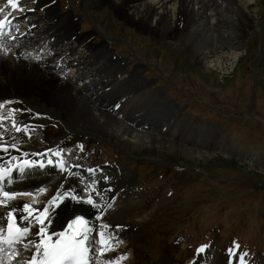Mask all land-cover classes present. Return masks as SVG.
I'll use <instances>...</instances> for the list:
<instances>
[{"label":"rangeland","instance_id":"374dc122","mask_svg":"<svg viewBox=\"0 0 264 264\" xmlns=\"http://www.w3.org/2000/svg\"><path fill=\"white\" fill-rule=\"evenodd\" d=\"M40 1L54 3L59 13L73 9L77 13L78 31L84 34L93 31L98 24L99 32L91 42H100L101 36L107 39V47L115 55L109 58L111 64L108 67L118 63L117 55L124 66L118 77L127 78L125 73L134 72L129 83L121 85L132 90L129 95H126L127 89L125 93H119L121 101L125 99L131 108L135 102H140L139 96L149 94L153 102H140L142 112L154 120L155 106L160 107L156 102L162 101L164 107L173 112L172 121L176 123L167 120L164 125L163 115L159 114L158 125L152 122L153 126L146 129L132 123L131 115L130 128L156 133L162 141L195 152L244 161L253 170H264V22L252 25L249 36L240 46L239 55L243 51L245 55L238 58L235 69L230 64L234 62L232 56L222 54L223 58L216 61L218 72L205 73L187 44L171 45L166 37L137 28L101 0ZM240 1H246L245 5L251 10L264 14V0ZM244 10L243 13L248 12ZM231 31H236L234 26ZM7 56L12 57L11 53ZM100 70L104 71L102 66ZM19 98L0 99V103H5L0 109V142H11L32 151H52L54 148L60 153L64 169L75 167L73 171L78 177L76 183L66 176L62 180L56 178L55 182L45 181V186L33 187L25 193L33 194L41 188L52 190L64 183L70 187L78 184L84 195L97 192L96 195L105 196L109 192L107 202L118 194V201L112 205L114 208L117 205V217L134 221L131 225L136 231L132 241L126 240L121 245L127 246L128 250L118 259L120 264H131L135 252L143 254L146 264H189L198 259L199 251L205 249L219 255L230 254L237 258L234 259L237 264H241V258L244 264L257 261V264H264L262 176L245 173L221 160L201 165L170 158L159 151L155 154L157 157L152 154L138 157V153H129L101 135L70 129L66 120L41 96ZM100 110L112 113L108 108L101 107ZM183 122L192 125L180 128ZM163 126L166 131L169 129L166 133L165 130L160 132ZM17 128L22 130L17 131ZM172 129L182 133L172 132ZM193 136L195 145L191 142ZM201 139L211 142L212 146L201 145ZM59 141H62L61 146L57 145ZM51 161L54 160L51 158ZM102 168L105 171H99ZM89 169L91 171H87ZM123 192L124 196L129 192L132 195L129 199H119ZM65 218L57 217L56 225L65 222ZM136 219L140 222L136 223ZM131 246L134 252L129 250Z\"/></svg>","mask_w":264,"mask_h":264},{"label":"bare ground","instance_id":"6f19581e","mask_svg":"<svg viewBox=\"0 0 264 264\" xmlns=\"http://www.w3.org/2000/svg\"><path fill=\"white\" fill-rule=\"evenodd\" d=\"M16 1L17 0H15V2ZM101 1L114 9L113 11H115L119 17L124 18L126 22L134 24V26L139 29L150 31L152 32V34L166 37L167 39H169L167 40L169 44H187L195 54V60L197 64L203 65L202 67L205 73L210 72L211 70H215L216 72H218L217 69L219 68V66L218 64H216V61L218 59H222L225 54L232 56L234 62H231L230 64L235 69L238 58H240L242 55H245L244 51L241 56L239 55L240 49L242 48L240 46L243 43L244 39H246V36H249L252 25L257 24L259 21L261 23L264 22V14L261 11L251 10L250 7L245 5L246 1L241 2L240 0H238V2H236V0ZM10 7L12 9V6L8 5V0H0V10H2L0 11V20L7 21L15 16L14 13L10 10ZM244 9H247L248 12L243 13V11L245 12ZM232 13H235L236 16H233ZM76 14L74 13L73 9H69L64 13H59L55 4L52 5L50 1H40L34 11H21L16 16L17 19L20 18L21 20H24L30 15L36 17L31 19L29 27L21 30L14 25H10L9 32L13 33V35L10 37L6 35L3 38H0V45H2L5 50L7 43H9V40L16 41L22 37L30 36L33 33V28L38 24V22H41V26L37 30L39 34H36V37L41 38L43 36L45 39H49L50 36H55L57 38L63 37V39L66 40L65 43L69 46H63L65 47V50L69 51V53H72L73 49H76L81 53L80 56L78 55L76 57V59H78V61L76 62L82 63L86 67V73L82 79L84 81L82 84V88H80L78 84L71 79H60L56 75L50 73L48 71L49 68L45 67L44 62L20 60L19 57L22 52V47H20L21 44H15L17 45V47L15 48V52L12 57H8L5 51L3 52V54H0V99H7L9 97H20L24 99V97L30 95H36L37 97L41 96L47 102V105H50L52 109L56 111V113H58L63 119L66 120L70 129H78L80 131L86 130L91 133L101 135L100 137H103L104 139L110 141H114L122 149L128 151L129 153H132L133 151L134 154L138 153V157L144 156L145 158V156L151 154L152 157H157L155 154H157V152L159 151L163 155H167L170 158H178L180 160L191 163L195 161L197 164L201 165L208 162L221 160V163H230V165L241 169L245 173H252L256 176L260 175L264 178V173L262 172L264 170H253L248 166L249 164L244 161H230L226 158L212 156L210 155V153L199 151L195 152L181 146L173 145L169 142H165L159 139L158 136H156V133L153 134L132 129L130 128L131 126H127L123 122L117 120L108 112L106 113L105 111L100 110L94 104V99H99V97H101L103 94H106L108 91L116 90L125 82L129 83V77L134 72L132 73L131 71H129L128 73H125L128 75L127 78H123V76L119 78L118 73L122 72L124 67L121 64V62L123 61L122 58L116 55L118 63L113 64L111 68L108 67V64H111L109 58L112 56L114 57L115 55L108 50L106 46V40H102V36L100 42H91L90 40V37L92 35L99 32L98 24L92 32L84 35L79 32V34L77 32L78 30L76 29ZM233 26L236 29L234 33L231 31ZM60 42L61 40L56 39L54 40V43L48 42V45L43 52L47 53L48 55L51 52H56L57 54L61 53L63 50L61 48L62 45ZM59 45L60 47L58 48ZM58 49H60V51H58ZM217 52L220 53L217 54ZM27 55L30 56L31 53H28ZM32 57L33 55H31L30 58ZM87 60H93V64H91V66H87ZM209 62L211 63L209 64L210 66L208 65ZM100 66L103 67L104 71L100 70ZM221 78L222 82H224V75ZM210 80L214 79L211 78ZM98 81L100 82L102 89L100 87V89L97 90L98 93H93L92 95H90L91 86L93 87V84ZM105 83L106 85L103 86V84ZM87 85H89L90 91H86V89L84 88ZM109 86L110 89L107 91ZM123 87L127 89L126 95H129V93L132 92L131 88H129L127 85H124ZM148 95L149 94H146L145 96H139V101L142 102L143 100H145L146 102H153L152 96ZM156 103H158V105L160 106V110L162 108H165V110L163 109V113H161L163 115L164 125L166 124L167 120H170L171 124H176L174 123V121H172V112L170 108L164 107L162 101H158ZM36 109L37 108H35V110ZM157 116L154 117V121L158 124V120L160 119V117L158 118ZM166 116L170 118L167 119ZM190 125H192L191 122H183L181 124V126L183 127H189ZM168 126L171 127V125ZM172 132L182 133L181 130L179 131L174 129H172ZM200 144H203L205 147L212 146L211 142L203 139L200 140ZM220 144L221 143L217 145ZM20 155L21 160L28 159L29 161L33 162V166L26 169L20 167L16 168L12 173L10 180L6 182L4 191L19 193L21 191H24L25 188L31 190V188L39 186L42 182H47L50 180L54 181L56 178L61 177L58 176V173L61 170L59 165L60 162L56 161L50 155H45L42 157L44 163L43 167H40V165L38 164V157L33 151L26 152L20 151L18 149L13 150L9 148H1L0 166L9 167L14 161L13 158L15 157L16 161L19 159ZM51 158L54 161L49 164L48 161L51 160ZM73 168L75 169V167ZM84 172L82 171V173ZM104 173L106 174V172ZM67 178H72L76 181L78 177L75 176L74 172L69 171ZM82 182L84 181L82 180ZM98 184L99 183L97 182V185ZM45 185L46 184H44V186ZM100 187L101 186H99V188ZM108 193L109 192H107V194ZM124 193L125 192H123V195H121L119 199H124V197L125 199H129V197L132 195V193L130 194L129 192L128 196L126 194L124 196ZM73 195H75L80 202L71 199ZM64 197L67 198L63 199L62 203L60 202V199H57ZM16 199H18L17 195L11 198L1 197L0 203H3V206L2 208H0V230L3 229L4 223L7 220V212L13 208L20 209L15 213L20 226L35 227V215L38 214L37 210L42 209L43 207H50L49 215L50 218L54 219L55 222L45 223L44 228L46 230L51 228L56 233L64 228V225L68 218L76 212H80L87 217L88 215H90L93 218L101 215L102 219L100 221L89 220V232H93L92 238L94 239H101L100 234H103L102 237H104L105 235H110V237L114 239L115 243L106 244L107 247L103 246L102 248L103 250H111L114 254L118 253L119 256L122 254L124 255L128 247L124 246V249L118 245V242L124 240L132 241V239H134L133 235L136 234L135 229H133L131 225L134 223V221H131V219H128L129 221H127L126 219L121 220L122 216L117 217V203L115 204V208H112L109 204L106 207L103 206L101 208L93 209L88 204L82 202L87 198H85L82 194L76 193L74 190L72 191V188L69 184L67 186H63L62 184H60L56 190L54 188L52 190L42 192L36 197L28 196V201L24 200V202H22L21 200L16 201ZM54 199L56 200V203L59 204V207H56V205L52 203ZM92 199L95 200L94 198ZM75 202L78 204H75ZM23 204H29L33 207L34 215L32 218H29L26 213H23ZM96 204L98 206H102L103 202L98 200ZM102 210H104L103 213ZM3 217L4 221L2 220ZM57 217H66L65 222L57 226ZM139 220L136 219V223L140 222ZM51 225L55 226L53 227ZM105 225H107V227H105ZM32 234L34 233H30L23 242L24 244L29 245L27 251H25L21 243H18L21 250L24 252V255H26L27 257L30 256V253H32L30 252V247L35 245V242H37V237L35 236V234L34 236H32ZM128 243L130 244V242ZM132 248L133 246H131V248L129 247V250L134 252V249ZM97 251L98 249L95 248V253ZM90 255H93V251L90 253ZM199 257L202 261V264H234L233 260L237 259L231 257L230 254L219 255L218 253L209 251L207 249L200 251ZM144 258L145 257L143 256V254H141V252H135V258L131 264H146ZM109 261L117 262V259L111 256L102 260L100 264H109ZM19 262H16L15 252L11 248H0V264H17ZM257 262L254 264H257Z\"/></svg>","mask_w":264,"mask_h":264},{"label":"snow or ice","instance_id":"6c2138e0","mask_svg":"<svg viewBox=\"0 0 264 264\" xmlns=\"http://www.w3.org/2000/svg\"><path fill=\"white\" fill-rule=\"evenodd\" d=\"M8 3L12 6L13 9L17 8V4L14 0H8ZM2 11V10H0ZM6 21L0 20V36L5 35L3 31V25ZM8 36H11V33H7ZM4 48L0 45V54H3ZM5 107V103H0V109ZM15 127V125H13ZM20 131V128L16 129ZM54 156H59L60 153H52ZM15 160V157L13 158ZM49 164L52 163L51 160L48 161ZM20 167H31L32 162L29 160H23ZM40 167H43V164H40ZM12 169H3L0 168V178L3 177L5 171L10 172ZM63 168H61V171ZM91 171V169H89ZM105 180L108 177H104ZM43 192V189H40ZM18 193L10 191L0 190V197L11 198L15 197ZM27 195L28 193H22ZM64 198L60 199V202H63ZM74 201L80 202L78 198L73 195L71 197ZM82 202L88 204L93 209L96 208V204L93 202L91 197L84 199ZM56 207H59V204L56 203L54 199L52 201ZM23 213H26L29 218H32L34 215L33 207L29 204H23ZM19 208H13L7 212V238L4 235L3 230H0V244L7 243L9 245L15 243H21L27 251L28 244H24V240L29 236L30 233H34L37 237V242H35V251L30 253L31 259L26 262V264H85L88 260V227H87V218L82 214L75 215L72 219L67 221V230L61 231L59 233L54 232L51 228L45 229V223H54V219L50 218V207H43L38 209V214L35 215V224L36 226H17L14 223L15 213L19 211ZM22 218V217H21ZM97 219H102L101 216H98ZM107 227V225H105ZM69 230L71 235L68 234ZM103 234H100L102 237ZM31 243V242H29ZM100 244L107 247L104 240L100 239ZM101 252L103 249L100 250ZM246 255V254H245ZM109 264H118V262L109 261ZM241 264H244L243 258H241Z\"/></svg>","mask_w":264,"mask_h":264}]
</instances>
